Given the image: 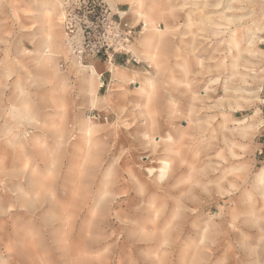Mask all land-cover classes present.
<instances>
[{
    "label": "rangeland",
    "instance_id": "obj_1",
    "mask_svg": "<svg viewBox=\"0 0 264 264\" xmlns=\"http://www.w3.org/2000/svg\"><path fill=\"white\" fill-rule=\"evenodd\" d=\"M105 2L111 64L83 0H0V264H264V0Z\"/></svg>",
    "mask_w": 264,
    "mask_h": 264
},
{
    "label": "built area",
    "instance_id": "obj_2",
    "mask_svg": "<svg viewBox=\"0 0 264 264\" xmlns=\"http://www.w3.org/2000/svg\"><path fill=\"white\" fill-rule=\"evenodd\" d=\"M80 12L89 22L83 30L85 35L96 38L97 42L102 41L99 48L96 47V55L102 54L108 64H111L115 55L129 53L131 42L140 32L121 21L109 19L105 0H83V10ZM143 27L144 23L141 30Z\"/></svg>",
    "mask_w": 264,
    "mask_h": 264
},
{
    "label": "bare ground",
    "instance_id": "obj_3",
    "mask_svg": "<svg viewBox=\"0 0 264 264\" xmlns=\"http://www.w3.org/2000/svg\"><path fill=\"white\" fill-rule=\"evenodd\" d=\"M117 1H119V2H123V1H127V0H117ZM130 2H131V0H129ZM138 3V2H137ZM131 4H132V6L134 5V2L132 3L131 2ZM139 5V4H138ZM139 7V6H138ZM54 9V8H53ZM260 11V10H259ZM262 11V10H261ZM138 14H139V17L140 18H144L145 19V23L144 24H146L145 25V31H147L148 33H147V35H146V43L144 44V47H143V50H144V53L145 52H147V50H150V45L148 44V42L150 41V38H151V36L149 35V33L150 32H152L153 30H154V28L152 27V26H150V24H149V21H148V19H147V17H146V15L145 14H143V13H141L140 11L138 12ZM229 16V15H228ZM221 19H225V17H223V18H221ZM226 21H230L229 19H225ZM204 22H206L207 24H210V25H215V26H218V25H220V23H215V22H213L210 18H205L204 19ZM148 24H149V28H147L148 27ZM193 25V22H191L190 21V17H189V15H187V22L185 23V26L187 27V28H190L191 26ZM223 26H224V24H223ZM227 26V25H226ZM149 30V31H148ZM249 35V34H248ZM249 37V36H248ZM249 45H252L253 44V40H252V37H249ZM230 44H231V47L232 48H234L235 50H236V57H234V58H237V56H238V54H239V52H240V49H239V42H238V40L236 39V37H231V40H230ZM149 48V49H148ZM133 51H134V53H137V51L135 52V49H133ZM249 51L250 52H254V50L252 49V48H250L249 49ZM143 52V51H142ZM233 53V52H232ZM139 55V54H138ZM145 56V55H144ZM143 56V57H144ZM195 56V55H194ZM196 57V56H195ZM194 57V58H195ZM139 58V57H138ZM261 58L264 60V55H262L261 56ZM260 59V58H259ZM188 60H189V58H187V57H184L183 59H181V64L179 65L180 66V68H181V72L183 73V75L185 76H187V74H189L190 73V65H189V62H188ZM196 60H197V62H198V64L200 65L201 64V61H200V59H198V58H196ZM250 62V61H249ZM176 63V62H175ZM253 63V62H252ZM164 64V63H163ZM264 64V63H263ZM232 66H235V63L233 62V64H232ZM263 66V65H262ZM264 67V66H263ZM262 67V68H263ZM229 69V68H228ZM111 70H112V73H113V75L117 78V79H119L120 81H122V82H124V80L126 79V76L123 74V73H121V71H120V69H119V67L116 65H112V67H111ZM228 72V71H227ZM257 73V72H256ZM229 74V73H228ZM182 76V75H181ZM252 76V75H251ZM250 76V77H251ZM257 76V75H256ZM258 76H260V75H258ZM262 76V75H261ZM198 77V76H197ZM169 78V77H168ZM179 78V77H178ZM254 78V77H253ZM257 78V77H256ZM259 78V77H258ZM262 78V77H261ZM94 79H98V77H97V74H96V72L94 71V70H92L91 69V74H90V83H92V81L94 80ZM116 79V80H117ZM185 79H187V78H185ZM179 80V79H178ZM183 80V79H182ZM144 81V80H143ZM150 81H152L153 82V80H150ZM187 81V80H186ZM96 82V81H95ZM119 82V81H118ZM142 82V81H141ZM145 82H149V81H145ZM145 82H143L144 83V85H145ZM155 82V81H154ZM184 82H185V80H184ZM140 83V82H139ZM187 83V82H186ZM150 84V83H149ZM177 84V83H176ZM187 84H189V83H187ZM89 85V84H88ZM102 84H101V82H98L97 83V86L98 87H100ZM139 85V84H138ZM143 85V84H142ZM183 85V84H182ZM137 86V85H136ZM141 86V85H140ZM151 86V85H150ZM150 86L148 87V88H150ZM154 86V85H153ZM156 86V85H155ZM181 86V85H180ZM197 86V85H196ZM231 86H232V84H231ZM231 86H228V87H231ZM145 87V86H144ZM144 87H141V88H144ZM152 87V86H151ZM185 87H187L186 85H185ZM255 87V86H254ZM87 88H88V86H87ZM233 88V87H232ZM232 88H229L228 90H230V89H232ZM252 88V87H251ZM256 88V87H255ZM225 89H226V87H225ZM234 89V88H233ZM232 89V90H233ZM236 89V88H235ZM241 89V88H240ZM258 89V88H257ZM145 90V89H144ZM187 90H188V88H187ZM259 90V89H258ZM88 91V90H87ZM95 91H96V88H95ZM91 92H92V87H91ZM153 92V91H152ZM216 92V91H215ZM214 92V93H215ZM250 92H252V91H250ZM213 93V94H214ZM233 94H235V93H233ZM238 94V93H237ZM236 94V95H237ZM180 96V95H179ZM238 96V95H237ZM178 98V97H177ZM180 98H181V96H180ZM182 99V98H181ZM245 99V98H244ZM247 99V98H246ZM255 99H256V97H255ZM254 99V100H255ZM91 102L92 103H95V105H97L98 104V99H96V97H93V99L91 100ZM180 103H181V101H179ZM192 102V101H191ZM170 103H172V105H173V102H171L170 101ZM179 103V104H180ZM185 105V104H184ZM217 105V104H216ZM242 105V104H241ZM176 106V105H175ZM186 106H188V105H186ZM191 106H192V104H191ZM174 107V106H173ZM235 107L236 108H239L240 106L239 105H235ZM187 108V107H186ZM181 110V109H180ZM184 110V109H183ZM231 110V109H230ZM187 111V110H186ZM233 111V110H232ZM171 113L173 112V111H170ZM177 112V111H176ZM189 114V113H188ZM182 115V114H181ZM196 116V115H195ZM205 116V115H204ZM198 117V116H197ZM181 118V117H180ZM191 118H194V117H191ZM190 118V119H191ZM201 118V117H200ZM184 119V118H183ZM194 120H195V118H194ZM193 120V121H194ZM192 121V120H191ZM190 121V122H191ZM152 122V121H151ZM195 122H196V120H195ZM233 122V121H232ZM153 123V122H152ZM116 125V124H115ZM185 126V125H184ZM245 126V125H244ZM247 126V125H246ZM250 126V125H249ZM188 128V127H187ZM183 129V128H182ZM181 131H183V130H181ZM190 132V131H189ZM183 134V133H182ZM145 136H146V134H145ZM181 136V135H180ZM184 136V135H183ZM185 138V137H184ZM151 139V138H150ZM195 139V138H194ZM224 139V138H223ZM229 146H230V144H229ZM183 161V160H182ZM254 181H255V183L257 184V185H259V184H263L264 183V167H262L257 173H256V175H255V179H254ZM127 183V182H126ZM261 195H262V197H263V199H264V190H262V192H261ZM61 200V199H60ZM264 203V202H263ZM140 206V205H139ZM261 226H264V224H260ZM258 225H256V229H262V233H260L259 235L260 236H262V237H264V229H263V227L262 228H260V227H257ZM254 234V233H253ZM244 235H245V233H244ZM250 236V235H249ZM248 236V237H249ZM245 237V236H244ZM253 239H254V237H252ZM256 238V237H255ZM246 239V238H245ZM258 238H256V240H257ZM251 239H249V241H250ZM254 241V240H253ZM258 243H259V241H257ZM256 243V242H255ZM251 244H253V243H251ZM257 245V244H256ZM258 245H260V244H258ZM263 245V244H262ZM260 247H261V245H260ZM264 248V247H263ZM254 251H256V254L258 255V256H260L261 254H262V252H261V250H260V248L258 249V247H257V250H256V248L254 249ZM259 259V258H258ZM262 259H260V261H261ZM254 263V262H253Z\"/></svg>",
    "mask_w": 264,
    "mask_h": 264
},
{
    "label": "trees",
    "instance_id": "obj_4",
    "mask_svg": "<svg viewBox=\"0 0 264 264\" xmlns=\"http://www.w3.org/2000/svg\"><path fill=\"white\" fill-rule=\"evenodd\" d=\"M115 57V56H114ZM262 159L264 160V154L262 155Z\"/></svg>",
    "mask_w": 264,
    "mask_h": 264
}]
</instances>
